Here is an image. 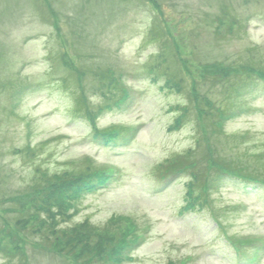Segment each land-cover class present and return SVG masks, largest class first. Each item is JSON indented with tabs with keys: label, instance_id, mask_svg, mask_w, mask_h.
Listing matches in <instances>:
<instances>
[{
	"label": "rangeland",
	"instance_id": "obj_1",
	"mask_svg": "<svg viewBox=\"0 0 264 264\" xmlns=\"http://www.w3.org/2000/svg\"><path fill=\"white\" fill-rule=\"evenodd\" d=\"M262 73L264 0H0V264H112L99 239L130 227L123 264H264V186L222 173L264 180ZM93 116L130 134L106 142ZM189 151L202 209L185 208L193 175H159ZM88 167L117 174L70 221H15Z\"/></svg>",
	"mask_w": 264,
	"mask_h": 264
},
{
	"label": "trees",
	"instance_id": "obj_2",
	"mask_svg": "<svg viewBox=\"0 0 264 264\" xmlns=\"http://www.w3.org/2000/svg\"><path fill=\"white\" fill-rule=\"evenodd\" d=\"M151 71V70H150ZM156 73L155 76L161 75L160 70L158 66L153 65V69L150 73ZM250 74H253L250 72ZM261 74V73H260ZM264 74V73H262ZM107 76L106 74L100 76L101 80H103V87L106 86L105 90L103 89V94L108 95V96H117V97H111L112 99H117L119 93H123V96L121 99H125L128 97V90L124 88V85L122 83V79H120L118 76L115 78L114 76ZM105 82V83H104ZM107 82V83H106ZM167 87L169 88H174L172 85H174L172 82H170V79L167 82ZM118 101V99H117ZM119 103L122 101H118ZM87 103L85 100H80L78 102V108H80L78 112H76L78 115L83 114L82 113V108H86ZM208 105V104H207ZM82 107V108H81ZM209 107H211V104H209ZM185 113H188L189 109H183ZM202 110V108H200ZM182 117H178L177 122L175 124V127L178 128L181 123L182 119L186 116L185 114H181ZM94 118L91 117V124L94 126V135L96 137H101L106 141V142H113L118 139H120L123 135L128 134L130 131L129 127L123 126H112L110 128L106 129H98L96 128V124L94 123ZM200 145V144H199ZM208 152V151H207ZM202 153V152H201ZM200 153V155H201ZM206 153V151H203V154ZM211 155V154H210ZM198 156V155H197ZM208 156V154H207ZM195 153L192 152H187L184 154L182 158H176V159H171L168 161V163L160 169L159 175L162 176L163 178L166 179L168 175L174 174V175H179L180 173H187L193 175L194 181L189 183L187 186L189 187V191L186 193V196L188 197V203L185 206L186 209H195L196 205H199V208H203L201 206L202 202L204 201V194L206 190L208 191V186L206 185L208 182L206 179H204L203 176L199 174H195L194 172H191V168L197 167L199 163H197V160L195 159ZM213 166L215 163L216 167H219L218 163L212 162ZM223 170V169H222ZM237 169L235 170H223L222 173H225L229 176L232 177H239L243 180L247 181H254L257 183H262L264 185V180L256 179L252 175L248 174L245 170L244 174H241L242 172L238 173ZM74 173V174H73ZM112 174V170L107 168V167H100V168H95V167H88L86 170H81L79 173L75 172H69L68 173V178L62 179L60 178L59 184L57 186L52 185V188L43 191L42 194L38 197V200L35 202V205L31 206L28 211H25L24 213V208H20L21 212L20 215L22 216V219L18 216V218L15 220L18 222L20 226H26V223L28 220H31L32 217L36 218L42 215L44 218V223L47 225L55 226L59 224V220L67 221L71 220L73 212H77L76 208V201L79 199L80 195L82 192L85 191H90L93 190L99 186H102L103 184L107 183L110 180ZM252 177V178H251ZM200 178V180H199ZM202 184L205 185V191L201 195L197 194V189H200L199 186H203ZM202 190V189H201ZM206 200V199H205ZM207 203V202H206ZM57 210V211H56ZM72 210H74L72 212ZM70 212V213H69ZM72 212V213H71ZM19 214V213H18ZM25 222H24V221ZM55 224V225H53ZM49 229V228H48ZM75 230V229H73ZM72 230V235L74 238V234H76V230ZM56 231V229H55ZM133 227H130L126 230L125 233L117 236H112V237H102L99 239L100 244L98 247L103 248L104 250L101 252L105 254L108 258L107 263H112V264H118L122 263L124 261L125 257V251L135 244L140 236L141 233L138 231H135ZM138 236L135 239L132 238V236ZM72 239V238H71ZM246 243V242H245ZM88 248L90 245H85L84 248L80 251L83 255L86 254L84 253V249H87L86 252L88 251ZM81 254V255H82Z\"/></svg>",
	"mask_w": 264,
	"mask_h": 264
}]
</instances>
